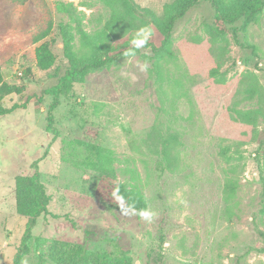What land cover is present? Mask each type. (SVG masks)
Returning <instances> with one entry per match:
<instances>
[{
    "label": "rangeland",
    "instance_id": "374dc122",
    "mask_svg": "<svg viewBox=\"0 0 264 264\" xmlns=\"http://www.w3.org/2000/svg\"><path fill=\"white\" fill-rule=\"evenodd\" d=\"M134 1L157 15L179 2ZM219 1L227 14L245 0ZM115 9L108 0H0V66L6 82L25 87L4 104L27 101L0 116V264H264V118L258 139L237 155L230 204L225 185L234 174L222 156L242 140L236 109L262 105L241 77L255 72L264 90V9L251 23L218 33L215 9L201 1L178 20L172 54L164 56L154 25L144 27L151 38L132 56L139 29L106 34ZM50 23L49 36L35 43ZM45 42L55 56L47 70L36 53ZM221 46L223 82L208 76L210 51ZM101 57L50 110L54 96L46 90L67 68ZM51 114L55 133L47 130ZM154 127L177 136L172 162L147 148ZM35 172L51 214L37 218L25 238L29 218L17 211L16 181ZM143 210L155 214L151 221L141 218Z\"/></svg>",
    "mask_w": 264,
    "mask_h": 264
},
{
    "label": "trees",
    "instance_id": "16d2710c",
    "mask_svg": "<svg viewBox=\"0 0 264 264\" xmlns=\"http://www.w3.org/2000/svg\"><path fill=\"white\" fill-rule=\"evenodd\" d=\"M108 1H110L111 4H114L116 9L113 12L112 17L105 25V33L110 34V32H115L118 27L126 32L154 25L163 36V41L160 46V51H162L160 54L161 56H164L165 54H172V48H170L172 45V33L178 20L184 17L201 1H209L215 9L217 20L215 23L216 25L213 24L212 28L218 33L222 31L224 25H232L237 21H243L244 25L251 23L258 17L259 14L262 13L264 9V0H245L234 11L224 14L221 10L219 0H179L175 10H171L170 6H167L163 15H157L152 9L141 7L134 0ZM51 30L52 23H50L46 29L42 30L39 35L35 37L34 42L38 43L45 39L49 36ZM219 50L220 51L214 54L210 51L211 57L208 58V76L210 80L223 82L225 81V76L227 75L221 71L222 67L227 63L226 46L219 47ZM111 51L112 49L110 46H108V49L105 48V52H107L105 55L108 54V58L110 57ZM36 53L38 65L43 70H47L55 61V56L53 55L48 42L42 43L38 46ZM184 54L192 60L195 59V56H197V52L193 47H186ZM102 59L103 57L97 61L84 64L81 68H78L75 65H70V67L67 68L65 75L59 79L58 84L46 90L47 93H51L54 96V101L50 106V110L53 111L57 108L60 104L58 99L59 95L64 89L72 86V84L77 80V76H79L83 71L82 68L85 72L96 69L103 64L104 61ZM30 71L31 68H28L25 73L26 77ZM241 78L251 80V89L248 91L249 96L250 98H253V93L258 91V96L262 105L254 109H236L235 111L238 116V121L240 122L238 125L242 128V140H238V142H233L231 145H227V147L222 151V156L230 165L229 171L234 174V177L228 178L225 185L226 202L228 204L232 203L236 197L238 178L235 177V175L239 170L237 162L240 161L241 149L243 146L249 145L258 139L259 129L257 125H259L260 118H264V90L260 87L255 72L248 74L244 73ZM24 91V86L13 85L5 81V76L0 66V116L12 113L19 107H26L27 101L22 106L14 104L10 108L6 107L4 104V99L8 95L12 93L22 95ZM52 122L53 114L49 116L47 130L55 133ZM158 131L159 130L154 127L149 133V137L145 140V144L148 149L156 153L163 154L165 158L172 162L175 160L174 151L178 144L177 136L175 134L163 136ZM108 172H112V169L109 166ZM16 190L18 196L17 211L20 215L29 218L25 234V238H27L30 236L31 231L36 224L37 218L42 215L47 216L51 214L48 209L51 198L46 192L45 185L40 180V175L37 172H35L32 176H19L16 181ZM73 264L80 263L75 261ZM100 264L105 263L103 262Z\"/></svg>",
    "mask_w": 264,
    "mask_h": 264
},
{
    "label": "clouds",
    "instance_id": "9594fccd",
    "mask_svg": "<svg viewBox=\"0 0 264 264\" xmlns=\"http://www.w3.org/2000/svg\"><path fill=\"white\" fill-rule=\"evenodd\" d=\"M152 31L150 28H141L138 30L136 37L132 40V49L129 50L127 53L128 55L132 56L135 54L134 50H138L140 48H143L151 38ZM140 70L141 71H147L148 70V64L144 63L143 65H140ZM141 218L145 220L151 221L153 216L155 215L153 212L148 211V210H143L140 213Z\"/></svg>",
    "mask_w": 264,
    "mask_h": 264
},
{
    "label": "built area",
    "instance_id": "2783aa9c",
    "mask_svg": "<svg viewBox=\"0 0 264 264\" xmlns=\"http://www.w3.org/2000/svg\"><path fill=\"white\" fill-rule=\"evenodd\" d=\"M18 75H19L20 77H22V76H23V73H22V72H20Z\"/></svg>",
    "mask_w": 264,
    "mask_h": 264
}]
</instances>
